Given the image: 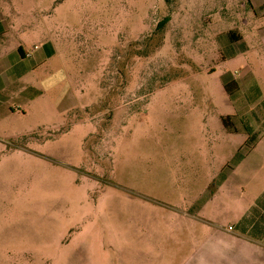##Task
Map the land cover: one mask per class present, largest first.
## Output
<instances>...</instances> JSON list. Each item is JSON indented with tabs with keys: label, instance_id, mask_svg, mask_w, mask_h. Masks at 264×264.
I'll list each match as a JSON object with an SVG mask.
<instances>
[{
	"label": "rangeland",
	"instance_id": "1",
	"mask_svg": "<svg viewBox=\"0 0 264 264\" xmlns=\"http://www.w3.org/2000/svg\"><path fill=\"white\" fill-rule=\"evenodd\" d=\"M0 7L18 24L0 55L19 47L34 55L49 42L56 50L16 67L0 97V264H127L109 244H122L125 220L171 217L142 204L145 195L164 204L192 196L218 165L219 114L233 112L227 94L249 59L228 57L237 51L228 34L249 43L264 18L247 0ZM18 132L27 136H5ZM128 255L130 264L153 256Z\"/></svg>",
	"mask_w": 264,
	"mask_h": 264
},
{
	"label": "crops",
	"instance_id": "2",
	"mask_svg": "<svg viewBox=\"0 0 264 264\" xmlns=\"http://www.w3.org/2000/svg\"><path fill=\"white\" fill-rule=\"evenodd\" d=\"M247 5L256 19L264 18V0H247ZM17 25L0 7V50L4 47L1 39ZM249 39L248 43L239 35V41L234 43L237 51L233 59H249L241 67L242 77L231 81L234 90L227 94L233 112L219 114L227 136L222 134L218 142V165L212 174L204 172L198 187L190 192L192 196L176 193L171 195L170 203L164 204L145 195L142 204L164 207L171 217L158 224L154 220H125L122 244H109L114 250L126 251L127 264L128 253L134 248L137 253H152L149 264H264V21L253 27ZM46 46L50 47L44 49ZM44 47L34 52L41 58L38 65L56 53L52 42ZM12 52L0 55V97L10 88L8 82L14 80L13 70L34 57L32 54L27 58L29 52L23 47L18 48V54L16 50ZM224 119L229 127L224 125ZM5 136L20 139L27 133ZM253 138L248 152L230 168ZM131 236H142V240L135 239L134 243ZM98 246L96 242L93 249ZM131 260L132 264H145L140 258Z\"/></svg>",
	"mask_w": 264,
	"mask_h": 264
},
{
	"label": "trees",
	"instance_id": "3",
	"mask_svg": "<svg viewBox=\"0 0 264 264\" xmlns=\"http://www.w3.org/2000/svg\"><path fill=\"white\" fill-rule=\"evenodd\" d=\"M166 1L169 2V3H171L173 0H166ZM228 37L230 39V42L229 43L232 44V45H234V43H236L239 40V36H237L236 34H232V33L231 34H228ZM19 51H20V53L22 52L21 49ZM232 52H233V50H232ZM231 56L232 57L235 56V52L234 53H231L230 55H228V57H231ZM223 58L225 59V57H223ZM227 122H228L227 119H224L223 120L224 125L226 127L227 126L229 127V125L227 124ZM253 141H254V138L253 139H250L249 142H248V144L246 145V148L247 147L250 148L252 146V144H253ZM242 154H243V152H241L240 154H238L233 159L232 164L230 165V168L237 164V162L241 159Z\"/></svg>",
	"mask_w": 264,
	"mask_h": 264
},
{
	"label": "built area",
	"instance_id": "4",
	"mask_svg": "<svg viewBox=\"0 0 264 264\" xmlns=\"http://www.w3.org/2000/svg\"><path fill=\"white\" fill-rule=\"evenodd\" d=\"M36 49H37V48H36ZM25 56H26L27 58H28V57H31V56H32V53L29 52V53H27ZM231 229H232V228H230V230H231Z\"/></svg>",
	"mask_w": 264,
	"mask_h": 264
}]
</instances>
